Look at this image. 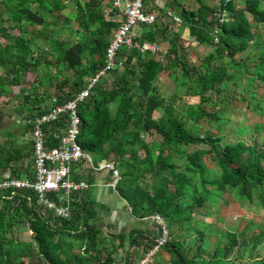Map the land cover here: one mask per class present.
<instances>
[{"label": "trees", "instance_id": "trees-1", "mask_svg": "<svg viewBox=\"0 0 264 264\" xmlns=\"http://www.w3.org/2000/svg\"><path fill=\"white\" fill-rule=\"evenodd\" d=\"M144 2L148 12L158 13L156 22L140 27L134 46L121 48L115 68L99 79L90 96L78 106V142L94 168L83 170V162L76 163L72 178L91 186L96 169L103 162L114 163L121 176L116 190L132 216H159L167 241L159 246L164 229L156 226L152 229L154 237L138 228H125L119 233L108 230L118 244L105 245L100 235L107 225L98 216V204L90 188L73 193L70 218L56 216L40 204L33 191L19 190L8 199L12 192L0 190V264H138L156 246L166 253L169 264H264V254H259L264 251V223L252 221L242 231L221 236L209 252L208 225L196 219L203 209L218 205L228 190L238 200L264 211L263 126L251 125L256 138L252 144H224L220 135L232 124L228 107L234 98L228 93L229 83L237 88L244 76L249 93L258 84L264 87V39L256 31L264 27V0H220L219 10L204 0H194L193 9L181 0H167L163 8L155 0ZM0 4L9 17L7 27L0 23V35L6 41L0 43V67L4 71L0 89L3 95L15 96L13 88L21 86V76L36 74L17 110L32 132L30 120L73 100L107 66L112 34L121 23L113 19L118 11L108 0H3ZM71 5L75 11L65 17L62 13ZM169 12L180 17V31L187 29L199 45L214 48L199 66L187 57L188 40L179 33L171 35L172 21L165 20ZM44 13L54 16L52 21ZM71 23L76 28L69 30V40L54 38L57 27L66 29ZM33 27L39 28L40 38L31 31ZM160 41L169 45L163 60L142 50L143 44L157 45ZM52 54L57 55L55 60ZM52 66L56 67L55 74ZM64 68L71 71V77L63 78ZM163 72L174 76L176 83L170 98L162 96L156 86ZM180 92L199 97L201 104L214 109L218 104L223 108L209 113L201 104L180 105ZM248 106L264 116V106L258 102ZM155 113L161 116L156 119ZM205 120L216 129L204 131ZM68 121L67 114L43 127L49 148L60 147ZM245 130L240 133L245 135ZM152 132L162 138L161 143L144 141V135ZM190 146L194 150L189 151ZM31 147L34 152L33 139ZM208 156H213L218 173L207 165ZM17 160L8 152L2 162L5 169L12 168L14 176L11 165ZM110 175L112 178L111 171ZM49 196L59 199L57 193ZM22 226L31 232L29 241L15 237L14 229ZM70 239L79 241V251ZM126 246L129 250L120 258ZM137 248L142 253L135 251ZM235 248L236 254L230 258ZM164 262L155 260L156 264Z\"/></svg>", "mask_w": 264, "mask_h": 264}, {"label": "rangeland", "instance_id": "rangeland-1", "mask_svg": "<svg viewBox=\"0 0 264 264\" xmlns=\"http://www.w3.org/2000/svg\"><path fill=\"white\" fill-rule=\"evenodd\" d=\"M182 2H185L186 5L188 6L189 9H193V4L194 0H181ZM205 4L213 7V8H220V0H204ZM239 7H244L243 3H239ZM75 11V7L73 5L70 6V9L65 10L62 14L67 17L71 14V12ZM44 16L48 18L50 21H52L53 17H49L48 14L44 13ZM182 24V23H181ZM76 28L75 23H71L66 29H60V27H57L56 34L54 35L55 39H60L62 41H67L71 38V34L69 32L70 29ZM181 26L177 25V23H172L171 25V35L172 33H179L180 36H182L184 39L188 40V47L186 48L187 51V57L188 59L192 62L197 64L198 66L200 65L202 59L212 53L214 51L213 47H209L206 45H199L196 40L189 35V32L187 29L184 31H180ZM31 31L36 34L37 38H40L39 34V28L33 27L31 28ZM257 33L260 34L263 39H264V27H259L256 29ZM18 34V32H17ZM137 34H140V30L137 31ZM161 42V41H160ZM158 42V48L154 54V58L156 59H164V54L168 50V43L165 42ZM46 50H49V47H45ZM53 60L56 59L57 55L52 54L51 56ZM51 72L53 74L56 73V67L52 66L51 67ZM63 78L64 77H71L72 73L68 69H63ZM230 72L232 73L233 70L230 69ZM36 79V74L33 72L29 73V76L22 75L21 76V86L18 88H13L14 90V95L11 96L6 100L7 104H11V106H19L22 104V98L24 95L28 94L31 89V81ZM240 85L237 88H233L232 83H229V90L228 93L229 95L234 98L231 100V103L229 105V118L232 121V124L223 131H221L220 135L223 136V143H238L239 141H244L247 144H252L255 141V136L252 134L253 131L250 130V127L253 123H259L260 125L263 126V128L260 131L261 135H264V116L258 115L257 112H255L252 108L248 106L249 103H255L258 102L261 107L264 106V87L261 84H258L256 89L254 90L253 93H249V91H246L248 84H247V78L242 76L240 80L238 81ZM156 86L159 88L161 91V95L170 98L173 93L175 92L176 89V83L174 80V76H172L168 72H163L160 74L158 81L156 82ZM43 90H40V93H42ZM178 100L180 99V105H199L201 104L200 98L199 97H191V96H184V93L180 92L179 93ZM246 97L247 102H240L241 98ZM203 108L210 113V112H215V111H220L221 108H223L221 105L218 104V107L214 109L211 105H207L206 103L201 104ZM182 107V106H181ZM160 113H155L154 117L158 119L160 117ZM202 129L204 131H209L212 132L215 130V124L213 125L212 123H209V121H203L202 122ZM241 129H246V134L242 135L240 133ZM144 141L147 142L148 144L151 143H161L162 138L157 135L155 132H152L151 134H145L144 135ZM259 142H263L262 139L259 138ZM194 146L189 147V151L194 150ZM142 156L144 154L142 153ZM206 163L210 167V169L218 173L219 167H217L216 162L213 158V156H208L206 158ZM93 193V192H92ZM209 212V215L205 216L203 215L204 212ZM129 216L131 214V210H128ZM201 215L197 216V220L202 221L203 223H206L208 225L207 228V234H208V241L209 245L208 250L209 252H212L214 248L216 247L217 242H219V238L223 235H226L227 233L230 232H237V231H242L246 224H250L252 221L253 223L256 224H262L264 223V211L259 209L257 205H252L251 203L247 202H242L238 200L236 197L235 193L232 190H228L223 194L222 200L218 203L216 206H211L208 210L203 209L201 211ZM101 219V218H100ZM106 218H104L105 220ZM129 219V220H128ZM138 220V224H131L132 221H134V218H128L125 223L127 224V229L131 231V229H134L135 227H142L144 230H148L147 232L154 237L155 231L149 229V226L147 223H151V220L149 218L146 219H136ZM135 220V221H136ZM103 221V220H102ZM108 222L106 219L104 223ZM139 221L141 223L139 224ZM103 223V222H102ZM109 223V222H108ZM107 225V224H105ZM26 226H22L20 228H15L14 229V234L15 237L18 239H21L23 241H29L30 236L28 235V231L25 228ZM134 227V228H132ZM116 232H118L116 230ZM250 232L252 233H259V229H250ZM109 231L105 229V231L100 235V237L105 240L104 242L106 243L105 245L111 246L112 244L117 245L118 241L114 238V236L111 234L109 235ZM249 234V233H248ZM165 241H167V232H165L164 236L162 237ZM161 238V239H162ZM159 238V241L161 240ZM72 243L74 244V247L76 248V251H79V246L80 243L79 241H75L73 239H70ZM240 241L242 242V238H240ZM251 247V246H250ZM129 250V248L126 246L124 249L120 251V258L123 257L124 252ZM82 251V250H81ZM135 251H141V248H137ZM237 248H235L230 256V258H233L236 254ZM158 252V253H157ZM154 256L150 259L149 264H156L155 260L158 258L159 260H164L165 264L168 263V256L166 255L165 252L162 250L159 252L157 251ZM250 252V251H249ZM133 253V252H132ZM264 254V251H260L259 254ZM248 256V254H247ZM144 256L141 257V259ZM146 257V256H145ZM144 257V258H145ZM120 260V259H119Z\"/></svg>", "mask_w": 264, "mask_h": 264}, {"label": "built area", "instance_id": "built-area-1", "mask_svg": "<svg viewBox=\"0 0 264 264\" xmlns=\"http://www.w3.org/2000/svg\"><path fill=\"white\" fill-rule=\"evenodd\" d=\"M112 8L121 16L120 26L113 31L111 42L107 50V66L99 72L85 90L76 95L73 100L63 105L51 108L46 114L30 120L33 124L31 132L34 141V177L32 180L8 179L0 183V190L11 191L8 199L19 190H30L38 197L40 204L54 211L56 216L70 218L74 212L72 207V195L76 192L89 190L90 186L85 181H75L72 178V167L74 164L83 162L94 168L92 160L84 152L78 142L81 120L78 114V106L87 99L96 83L101 77L107 76L115 68V60L122 47H133L134 39L139 36L137 31L144 25H153L157 20V12L147 11L144 0H108ZM172 23H181L180 17L169 12L166 17ZM156 44L145 43L143 51L155 53ZM54 102L56 100L54 99ZM68 114V126L65 129L60 147L49 148L43 127L49 123L58 121L62 116ZM108 170L112 172L110 185L116 188L121 180L119 171L114 163L103 162L96 170ZM59 194L58 201L50 198V194ZM166 241L162 238L158 243L163 245ZM159 246L155 247L140 264H147L148 260L155 254Z\"/></svg>", "mask_w": 264, "mask_h": 264}, {"label": "crops", "instance_id": "crops-1", "mask_svg": "<svg viewBox=\"0 0 264 264\" xmlns=\"http://www.w3.org/2000/svg\"><path fill=\"white\" fill-rule=\"evenodd\" d=\"M3 0H0L2 3ZM158 7L163 8L166 5L167 0H155ZM110 11V10H109ZM2 12V13H1ZM4 12V6L0 4V23L5 27L8 26V15ZM175 15V14H174ZM114 20L121 19V16L115 15ZM167 20V19H165ZM0 43L5 44V39L0 35ZM4 73L3 69L0 67V75ZM0 89V183L8 179H17V180H32L34 177V159L33 152L31 147L32 136L30 130H28V122L24 119V116L19 114L17 111L19 106H11L7 104L6 100L9 98L6 95L1 93ZM8 152L15 154L18 158L17 161L12 163L11 167L15 169L16 175L12 173V168H4L2 162ZM81 169H89L91 166L82 163ZM93 168V167H92ZM96 177L93 185L90 186L91 193L97 202V213L98 216L103 220L107 219L105 224H107V231L119 233L123 229L127 228L125 225L128 218H134L131 224H138L137 218L130 214L129 208L126 204V201L119 197L116 193L113 192V187L110 185L112 179L110 171L108 170H96ZM116 190V189H115ZM117 191V190H116ZM107 206L108 209L103 206ZM104 218H106L104 220ZM129 220V219H128ZM136 220V221H135ZM141 220V219H140ZM141 221H139V224ZM149 229H153L157 226L155 221L147 223ZM28 231V235L31 239V232L28 227H25ZM105 228V229H106ZM134 228V227H132ZM138 229H144L142 227H135Z\"/></svg>", "mask_w": 264, "mask_h": 264}, {"label": "clouds", "instance_id": "clouds-1", "mask_svg": "<svg viewBox=\"0 0 264 264\" xmlns=\"http://www.w3.org/2000/svg\"><path fill=\"white\" fill-rule=\"evenodd\" d=\"M114 189H116V188H114ZM149 220H151V221H152V220L155 221V223L157 224V228L159 227L158 230L161 229V228H160L161 226L163 227V229H164L163 236H164L165 232H167V231H166V229H165V226H164V222H163V220H162L159 216L150 217ZM163 236H162V237H163ZM164 244H165V243H164ZM164 244H163V245H164ZM156 247H157V246H156ZM151 251H152V250H151ZM157 251H159V248H158ZM157 251H156V252H157ZM156 252H155V253H156ZM149 253H150V251H149L145 256L147 257ZM157 253H158V252H157ZM145 256H144V257H145ZM153 256H154V255H153ZM153 256H152V257H153ZM144 257L139 261L138 264H140V262L144 259ZM146 257H145V258H146ZM152 257H151V258H152ZM151 258H150V259H151ZM149 262H150V260H148L147 264H149Z\"/></svg>", "mask_w": 264, "mask_h": 264}, {"label": "water", "instance_id": "water-1", "mask_svg": "<svg viewBox=\"0 0 264 264\" xmlns=\"http://www.w3.org/2000/svg\"><path fill=\"white\" fill-rule=\"evenodd\" d=\"M180 8H182V7L180 6ZM193 16H194V15L191 14V17H193ZM113 192L116 193L117 195H119L118 192H117L114 188H113ZM119 197H121V196H119ZM153 222H154V221H153ZM157 229H159V227H158Z\"/></svg>", "mask_w": 264, "mask_h": 264}]
</instances>
